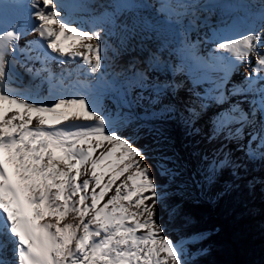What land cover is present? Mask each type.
Returning <instances> with one entry per match:
<instances>
[{"label":"snow or ice","instance_id":"snow-or-ice-1","mask_svg":"<svg viewBox=\"0 0 264 264\" xmlns=\"http://www.w3.org/2000/svg\"><path fill=\"white\" fill-rule=\"evenodd\" d=\"M217 6L230 12L254 8L245 0ZM77 7L68 0H0V264H189L186 246L203 234L178 239L167 234L161 186L147 163L156 158L150 148L137 146L138 132L122 131L123 122L94 95L71 91L47 68L25 67L48 84L47 95L10 86L19 61L8 57L18 52L42 64L78 61L89 75L102 78L106 51L119 54L136 35L135 26L114 25L109 44L102 28L86 30L75 21ZM193 7L182 0L161 4L165 15L170 8L186 13ZM259 21L244 32L234 26L214 29L207 56L187 40L170 47L162 39L158 51L169 50L179 64L153 52L144 67L129 64L120 74L121 87L126 93L150 90L158 103L175 85L152 74L188 69L195 105L186 107V125L202 132L196 121L211 110L210 140L236 142L248 159L264 160V10ZM29 33L36 39L20 48ZM61 36L79 39L64 48ZM36 49L35 56L29 54ZM243 63H251L252 71L233 83V71ZM164 111L175 109L169 105ZM159 159L157 170L168 174ZM226 164L240 167L225 154L211 161L209 174Z\"/></svg>","mask_w":264,"mask_h":264},{"label":"bare ground","instance_id":"bare-ground-1","mask_svg":"<svg viewBox=\"0 0 264 264\" xmlns=\"http://www.w3.org/2000/svg\"><path fill=\"white\" fill-rule=\"evenodd\" d=\"M177 2L178 0H87L84 2L86 6L81 8L82 12L73 15V18L86 30L102 28L109 44H112L115 38L107 36V33L113 29L114 25L127 24L129 27L135 26L136 29L135 37L124 51L119 54H114L110 49L106 51L102 78L89 75L81 62L78 61L67 60L62 65L59 61L51 60L47 64H42L40 61L26 60V57L18 52L14 57H8L10 61H19L12 69L16 74V79L10 86L22 94L39 91L41 95H47L48 84L42 83L41 77L26 72L25 67H31L34 71L47 68L54 74V77L59 79L63 77L64 84L69 86L71 91H89L94 96L106 93L98 99L102 107L115 114L123 122L125 127L122 131L139 133L137 146L144 145L150 148V156L155 157V160L165 157L166 159H159V162L166 165L170 172L176 171L177 155L173 154V147L178 148L184 154L186 161L191 164L197 179L200 180L201 176L197 171L194 153L200 164V170H203L208 179H215L219 170L210 175L209 164L213 160L224 159V155L228 154L230 149L229 142L224 139L210 140L199 132L194 133L181 117L175 115V111L169 113L167 118H160L163 106H165L163 104L171 105L172 99L182 101L178 91L171 89L161 97L158 103H154L150 99L153 96L150 90L137 89L126 93L121 87L123 77L120 74L130 63L144 67L145 61L153 52L157 53L161 61H168L172 66L178 65V57L169 50L158 51L162 39L169 41L170 47L177 46L184 40L190 43L193 41L192 44L197 45L198 49L203 48L201 56H207L213 49V45L208 42L207 37L211 36L214 29L234 26L239 32H244L250 25L258 24L260 22L259 12L264 10V0H245L246 3L254 5V8L248 12H230L217 6L232 2V0L213 5L202 4V0H182V2L194 4L196 7L188 9L186 13L179 8H170L165 15V9L161 8V4L172 5ZM117 4L131 5V7L118 9L115 7ZM194 22L198 24L197 28ZM192 27L196 29L191 34ZM116 30L119 31V28ZM35 39L34 34L29 33L19 42V47L24 48L28 41ZM78 39L76 37L60 38V44L64 48H70ZM38 51L39 49H36L29 54L35 56ZM244 71L247 72L246 74L250 73L252 64L237 65L233 71L232 82L241 83L246 75L243 73ZM237 73L241 77L239 81L234 80V74L237 75ZM152 75L159 79L163 78L162 81L172 82L171 84H174L177 90L178 87L180 90L184 83L181 81L182 79L187 85H190V95H192L193 84L190 77L193 73L188 69L175 73L164 69L154 72ZM175 79L178 84L175 83ZM91 83H95L96 86L87 88ZM73 85L74 87H72ZM207 86L206 84L197 85L195 90L202 91ZM151 103H153L151 107L154 109L153 113H156L155 116L148 111V105ZM245 106L247 107V105ZM208 114L211 115V110ZM195 128L197 127L195 126ZM173 139L179 140L181 146L173 144Z\"/></svg>","mask_w":264,"mask_h":264},{"label":"trees","instance_id":"trees-1","mask_svg":"<svg viewBox=\"0 0 264 264\" xmlns=\"http://www.w3.org/2000/svg\"><path fill=\"white\" fill-rule=\"evenodd\" d=\"M233 162L240 167L235 171L231 165L220 169L218 180L248 178L224 192L213 206L204 200H185L178 194L161 195V219L167 234L173 239L203 234L202 239L187 246L189 264H264V181L250 178L255 165L247 157H237ZM147 163L162 191L168 179L153 162Z\"/></svg>","mask_w":264,"mask_h":264},{"label":"rangeland","instance_id":"rangeland-1","mask_svg":"<svg viewBox=\"0 0 264 264\" xmlns=\"http://www.w3.org/2000/svg\"><path fill=\"white\" fill-rule=\"evenodd\" d=\"M195 24H196V28H197L198 24L197 23H195ZM196 28L192 27L191 34ZM192 43H194V42L192 41ZM201 50H203L202 47H201ZM201 50L198 49V54H200V55H202ZM81 51H84V50H81ZM243 73L246 74L247 72L244 71ZM234 76H235L234 80L237 79L239 81V78H241L240 74H238V73H237V75L234 74ZM153 77H156V76L153 75ZM95 78H96V76H95ZM162 79L163 78H160L161 81H162ZM176 80L177 79H175V83L178 84V82ZM105 81L109 82L110 80H105ZM181 81H183L185 84L183 83L182 86L180 85L181 86L180 90H179V87H178V90L176 88H174L173 90L178 91V93L181 95L182 101L172 99L171 100V106H173L175 109V115H178L179 117H181V119H183L184 123H185V121L188 119V115H189L188 112L186 111V107L194 106L195 105V99L191 97L192 95H190V92H191L190 91V85H187L186 82L182 79H181ZM95 86H96L95 83H91L87 86V88L90 89V88H94ZM103 94H106V93L97 94V95H95V97L97 99H99ZM152 104L153 103L149 104L150 106L148 105V109H149L148 111H149V113L153 114L154 109H152V107H151ZM163 105H165V106H163L162 115L160 118H167V115L169 113H166L164 111V108H166L170 104L167 103V104H163ZM244 107L247 108L245 105H244ZM209 116H210L209 114L204 115L201 119L197 120L196 124H195L197 129L203 130L202 132H199V133L201 135L207 136V137H208V133L210 130V125L208 124V117ZM172 142H173V144L174 143L177 144L179 147L181 146V143L179 140L173 139ZM241 143H243V142H241ZM228 145L230 148L228 150V154H230V158H231L232 162L237 157L245 156L244 152L240 150V148L237 146L236 142H229ZM173 150H174L173 154L176 153V155H177L176 163H175L176 164V171L169 172L168 174H164V176L168 179V184L161 191V195L165 196V195L178 194L179 196H181L185 200H191V201H197V200L203 201L204 200V201H208L213 206V205L217 204L220 196L224 192L230 191L236 183H238L241 180L248 178V177H246V175H244V176L239 177L233 181L223 182V183L220 182L218 180L220 169H224L225 167L231 165V164H226L224 167L219 169L215 179H208V178L206 179V176H205L203 170L202 169L200 170V168H199L200 164H199V162H197L195 155L193 153V157L195 159L197 171L201 176L200 180H198L196 177V174L193 172L191 164L186 161L184 154L181 153L179 151V149L176 147H173ZM150 157H152V156H150ZM248 160H250V159H248ZM149 161L153 162L156 165L155 159L150 158ZM250 162H252L255 165V166H253L252 171L249 174V175H251L250 178H252L256 181H264V160H262V159H251ZM232 169L234 171L236 170V168H233V167H232ZM258 171H260V172L256 173ZM173 173H175V175H173ZM199 240L200 239H198L192 243H196ZM192 243H190V244H192Z\"/></svg>","mask_w":264,"mask_h":264}]
</instances>
